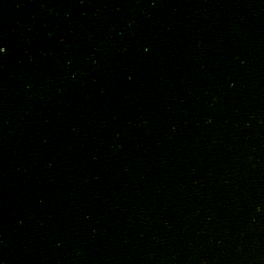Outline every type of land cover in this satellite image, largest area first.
<instances>
[{
	"label": "snow or ice",
	"instance_id": "obj_1",
	"mask_svg": "<svg viewBox=\"0 0 264 264\" xmlns=\"http://www.w3.org/2000/svg\"><path fill=\"white\" fill-rule=\"evenodd\" d=\"M3 52H4V48L0 47V53H3Z\"/></svg>",
	"mask_w": 264,
	"mask_h": 264
}]
</instances>
